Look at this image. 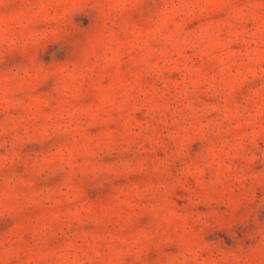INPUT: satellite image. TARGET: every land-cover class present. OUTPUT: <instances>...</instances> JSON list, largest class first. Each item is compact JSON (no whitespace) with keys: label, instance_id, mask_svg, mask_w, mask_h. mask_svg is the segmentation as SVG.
<instances>
[{"label":"clouds","instance_id":"clouds-1","mask_svg":"<svg viewBox=\"0 0 264 264\" xmlns=\"http://www.w3.org/2000/svg\"><path fill=\"white\" fill-rule=\"evenodd\" d=\"M0 264H264V0H0Z\"/></svg>","mask_w":264,"mask_h":264}]
</instances>
